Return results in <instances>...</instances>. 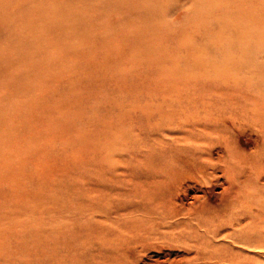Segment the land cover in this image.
<instances>
[{"label": "rangeland", "instance_id": "rangeland-1", "mask_svg": "<svg viewBox=\"0 0 264 264\" xmlns=\"http://www.w3.org/2000/svg\"><path fill=\"white\" fill-rule=\"evenodd\" d=\"M243 226L264 0H0V264H204L210 238L264 264L229 248Z\"/></svg>", "mask_w": 264, "mask_h": 264}, {"label": "bare ground", "instance_id": "bare-ground-1", "mask_svg": "<svg viewBox=\"0 0 264 264\" xmlns=\"http://www.w3.org/2000/svg\"><path fill=\"white\" fill-rule=\"evenodd\" d=\"M215 166L216 165L214 164L213 167ZM187 209H188L187 212H190L191 214L193 210L190 207ZM258 215L259 213L249 217L252 220L254 219V217H257ZM196 219L198 220L199 224L203 222L198 217H196ZM239 220L240 221L242 220L241 217L237 219V224L240 223ZM218 230L216 229L212 231V234L215 235V233H217ZM261 232L262 230L254 229L252 227L248 228V226H243L236 229L234 228L230 233L226 235V237H228L227 239L231 241L229 248L231 250L237 248V250H250V251H255V252L257 251L264 253V235H261L262 234ZM210 241L211 238L209 239L208 244L206 243L207 245L197 249L199 250L197 251L198 258H202L204 264H242L243 261H236L235 256L231 255L233 253H229L230 251H228V249H226L224 252H219L213 249L211 245H209L211 244Z\"/></svg>", "mask_w": 264, "mask_h": 264}]
</instances>
